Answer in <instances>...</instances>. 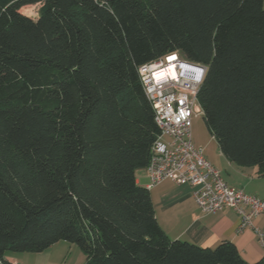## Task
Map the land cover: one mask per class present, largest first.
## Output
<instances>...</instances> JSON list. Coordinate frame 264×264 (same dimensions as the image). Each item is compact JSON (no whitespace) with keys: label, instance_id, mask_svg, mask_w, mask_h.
<instances>
[{"label":"trees","instance_id":"1","mask_svg":"<svg viewBox=\"0 0 264 264\" xmlns=\"http://www.w3.org/2000/svg\"><path fill=\"white\" fill-rule=\"evenodd\" d=\"M173 53L206 67L221 154L264 175V0H0V261L66 241L84 264H264L169 238L136 182L160 133L138 67Z\"/></svg>","mask_w":264,"mask_h":264},{"label":"built area","instance_id":"2","mask_svg":"<svg viewBox=\"0 0 264 264\" xmlns=\"http://www.w3.org/2000/svg\"><path fill=\"white\" fill-rule=\"evenodd\" d=\"M173 54L175 60H169L170 54L138 67L160 130L144 167L148 178L145 187L149 190L165 179L189 185L203 214L233 209L239 217L238 230L252 227L263 243V233L253 226L252 218L264 214V198L230 187L206 159L203 147L192 140V119L201 113L197 92L206 67ZM162 72L166 73L158 76Z\"/></svg>","mask_w":264,"mask_h":264},{"label":"crops","instance_id":"3","mask_svg":"<svg viewBox=\"0 0 264 264\" xmlns=\"http://www.w3.org/2000/svg\"><path fill=\"white\" fill-rule=\"evenodd\" d=\"M193 143L203 147L206 159L230 187L264 198V175L258 172L256 166L236 165L221 154L218 145L209 146L208 141L196 140ZM135 179L139 185L145 187L148 178L144 168L136 170ZM148 191L156 220L169 238L187 240L202 247H214L222 240H230L242 258L249 263L264 256V214L252 218L253 226L263 233V243H260L252 227L238 230L239 217L233 209L226 208L203 214L189 185L176 184L165 179ZM63 244L62 241L57 242L44 251L34 252L39 255L33 256H26L27 253L24 252H8L0 264H36L41 259L43 260L38 264H72V261H67V254H57L55 251L57 248H71Z\"/></svg>","mask_w":264,"mask_h":264},{"label":"rangeland","instance_id":"4","mask_svg":"<svg viewBox=\"0 0 264 264\" xmlns=\"http://www.w3.org/2000/svg\"><path fill=\"white\" fill-rule=\"evenodd\" d=\"M39 7H40L39 4L26 5L20 9V12L23 14H26V15H30L32 17H36ZM178 57L180 59H184L181 56V54H179V53H178ZM191 133H192L193 141L202 140L205 142L208 141L209 146L217 145L215 138L210 134V132L208 131V129L205 125L202 114H199L198 116L193 117ZM62 243H64L63 245H65V246L69 245L71 248L70 249L69 248H57V249L54 248V249H56L55 251L57 252V254L58 253L59 254L61 253L62 255L67 254V258H68L67 261L68 262L72 261V264H83L84 263L85 256H84L83 252L75 244L69 243L66 241H62ZM24 253H27V254H25L26 256L39 255V254H35L34 252H24ZM69 253H70V255H69ZM16 254H20V253H16ZM41 260H43V259H41ZM41 260L37 261L36 264L41 262Z\"/></svg>","mask_w":264,"mask_h":264},{"label":"bare ground","instance_id":"5","mask_svg":"<svg viewBox=\"0 0 264 264\" xmlns=\"http://www.w3.org/2000/svg\"><path fill=\"white\" fill-rule=\"evenodd\" d=\"M175 59H176V56H175L174 54H172L171 57L169 58L170 61L175 60ZM168 71H169V73L171 72L170 69H169ZM165 73H166V72H162V73H160L158 76H161V75H163V74H165Z\"/></svg>","mask_w":264,"mask_h":264},{"label":"water","instance_id":"6","mask_svg":"<svg viewBox=\"0 0 264 264\" xmlns=\"http://www.w3.org/2000/svg\"><path fill=\"white\" fill-rule=\"evenodd\" d=\"M190 62V61H189ZM190 63H194V62H190Z\"/></svg>","mask_w":264,"mask_h":264}]
</instances>
